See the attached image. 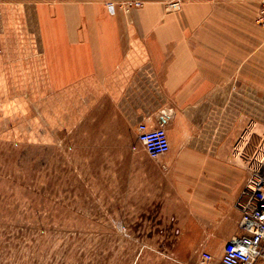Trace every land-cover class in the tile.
I'll list each match as a JSON object with an SVG mask.
<instances>
[{
  "label": "crops",
  "instance_id": "crops-1",
  "mask_svg": "<svg viewBox=\"0 0 264 264\" xmlns=\"http://www.w3.org/2000/svg\"><path fill=\"white\" fill-rule=\"evenodd\" d=\"M246 1L179 0L168 11L165 0H0V91L27 105L74 97L80 127L103 116L133 127L165 120L168 163L143 148L121 151L156 163L159 190L147 202L169 197L179 218L196 222L181 234L202 238L168 247L196 253L190 262L151 247L140 264L220 256L238 234L241 191L264 162V29L254 22L259 6Z\"/></svg>",
  "mask_w": 264,
  "mask_h": 264
},
{
  "label": "rangeland",
  "instance_id": "rangeland-1",
  "mask_svg": "<svg viewBox=\"0 0 264 264\" xmlns=\"http://www.w3.org/2000/svg\"><path fill=\"white\" fill-rule=\"evenodd\" d=\"M174 3L179 6V0H165L166 9L176 11ZM2 87L0 264H140L151 247L167 260L194 258L196 253L167 249L201 240L181 234L196 222L179 218L169 197L147 202L148 192L159 190L156 163L131 161L121 151L142 148L133 125L122 118L106 124L103 116L104 123L80 127L74 97L27 105ZM257 131L262 161L264 122ZM80 132L88 138L81 140ZM124 174L130 176L125 184ZM124 192L131 199L123 200Z\"/></svg>",
  "mask_w": 264,
  "mask_h": 264
},
{
  "label": "built area",
  "instance_id": "built-area-1",
  "mask_svg": "<svg viewBox=\"0 0 264 264\" xmlns=\"http://www.w3.org/2000/svg\"><path fill=\"white\" fill-rule=\"evenodd\" d=\"M139 7L140 3H134ZM173 6H178L174 3ZM131 3L124 5L128 12ZM111 13L114 4L108 3ZM256 24L264 29V4L259 7ZM136 141L151 159H158L170 151V141L165 122L158 119L155 123L140 121L136 124ZM238 203L241 217L238 223V234L231 237L224 245L221 255L216 257L210 251L198 253L193 264H254L264 262V162L259 172L254 173L245 183Z\"/></svg>",
  "mask_w": 264,
  "mask_h": 264
},
{
  "label": "water",
  "instance_id": "water-1",
  "mask_svg": "<svg viewBox=\"0 0 264 264\" xmlns=\"http://www.w3.org/2000/svg\"><path fill=\"white\" fill-rule=\"evenodd\" d=\"M162 121L165 122V120L162 118Z\"/></svg>",
  "mask_w": 264,
  "mask_h": 264
}]
</instances>
